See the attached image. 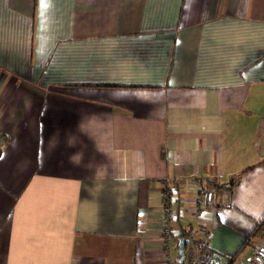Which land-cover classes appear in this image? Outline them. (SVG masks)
<instances>
[{"label": "crops", "instance_id": "1", "mask_svg": "<svg viewBox=\"0 0 264 264\" xmlns=\"http://www.w3.org/2000/svg\"><path fill=\"white\" fill-rule=\"evenodd\" d=\"M170 184L173 264L264 251V0H0V264H160Z\"/></svg>", "mask_w": 264, "mask_h": 264}, {"label": "built area", "instance_id": "2", "mask_svg": "<svg viewBox=\"0 0 264 264\" xmlns=\"http://www.w3.org/2000/svg\"><path fill=\"white\" fill-rule=\"evenodd\" d=\"M193 187L199 192L194 199L197 206L212 207L214 200L209 191L203 189L201 183L197 181L192 182ZM174 184L164 185L160 202L158 206V222H157V236L160 243L161 259L160 264H173L170 258L171 241L181 237L180 232L174 227L176 213L171 206V203L177 199V192ZM198 212L194 211V215L198 216ZM201 211V210H200ZM205 224L197 226L196 235L194 238V245L190 255L188 264H211L210 257L202 251L205 243ZM248 264H264V251L262 249H255L248 259Z\"/></svg>", "mask_w": 264, "mask_h": 264}, {"label": "water", "instance_id": "3", "mask_svg": "<svg viewBox=\"0 0 264 264\" xmlns=\"http://www.w3.org/2000/svg\"><path fill=\"white\" fill-rule=\"evenodd\" d=\"M183 242H184V239H182V238L179 239V241H178V247H179L178 254H179L180 256H182Z\"/></svg>", "mask_w": 264, "mask_h": 264}, {"label": "trees", "instance_id": "4", "mask_svg": "<svg viewBox=\"0 0 264 264\" xmlns=\"http://www.w3.org/2000/svg\"><path fill=\"white\" fill-rule=\"evenodd\" d=\"M183 244L185 245L186 243H185V241L183 242ZM238 251V250H237ZM237 251H235V253L234 254H236L237 253ZM234 254L232 255V257H234ZM231 257V258H232Z\"/></svg>", "mask_w": 264, "mask_h": 264}, {"label": "snow or ice", "instance_id": "5", "mask_svg": "<svg viewBox=\"0 0 264 264\" xmlns=\"http://www.w3.org/2000/svg\"><path fill=\"white\" fill-rule=\"evenodd\" d=\"M38 40H39V37H38ZM38 47H39V45H38Z\"/></svg>", "mask_w": 264, "mask_h": 264}]
</instances>
